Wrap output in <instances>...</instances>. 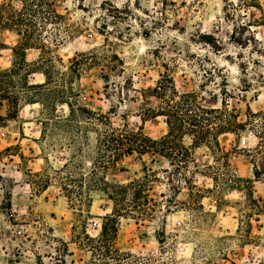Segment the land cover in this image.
<instances>
[{
  "label": "rangeland",
  "instance_id": "rangeland-1",
  "mask_svg": "<svg viewBox=\"0 0 264 264\" xmlns=\"http://www.w3.org/2000/svg\"><path fill=\"white\" fill-rule=\"evenodd\" d=\"M47 1L29 42L6 29L21 0H0V264H264V0ZM186 93L217 116L188 155L93 171L90 111L157 139L151 112ZM106 181H135L117 225Z\"/></svg>",
  "mask_w": 264,
  "mask_h": 264
},
{
  "label": "trees",
  "instance_id": "trees-1",
  "mask_svg": "<svg viewBox=\"0 0 264 264\" xmlns=\"http://www.w3.org/2000/svg\"><path fill=\"white\" fill-rule=\"evenodd\" d=\"M37 1L38 0H21L23 6L20 12L18 13L17 17L12 20L13 26L6 27V29L16 30V32L20 36H24L26 34V40L30 42V27H32L34 23V17L38 14H48L49 17L52 15H57L53 8L49 6L46 8L47 4H51L49 1L40 0L39 3H37ZM22 28H24V30ZM26 45L27 44L23 43L22 39L19 40L18 44L12 47L14 55L16 56L17 54H19V51H25L27 49ZM103 78L107 80V76L104 75ZM165 80L166 81H158L156 87L149 89V92L155 93L153 94L154 97H162L161 95L166 94L167 90H169L168 87H170L175 93L177 92L175 90L173 79L167 78V76H165ZM47 84L48 82L46 81L40 84H33V86H46ZM105 87L108 88V84H106ZM191 97H193L192 94L186 93L180 96L181 100L179 101L175 98H169L166 103V108H163L158 112H151L154 117H167L166 122L168 124V134L157 139L146 136L142 131L133 132L127 127L123 129L116 128L111 124L108 115L95 111H90V114H92V116L89 115L86 117L87 119H89V122H85L82 129L86 130L90 127L97 133L96 137L99 141V150L97 152V156L93 155V171L107 170L111 166L117 164L125 156H130L134 153L143 156L144 154L153 152L166 157L174 153L173 156H175L178 160H181L180 158L185 155L184 153L188 155L189 147H186L185 144H183V137L186 134L195 137L197 133L201 134V136L204 137L209 132L208 130L213 127L212 124L214 123V120L217 119V116H213V118H207L197 112V105L194 101L190 99ZM199 109L204 111L205 113L219 112L216 108L208 110L206 108L200 107ZM174 135L180 137L179 141H176L175 143L170 142L171 138ZM85 144L89 147V143ZM47 177V185H49V183L51 182V177ZM134 182L135 181H131L129 185L122 184L120 182H105L107 184V190L105 192L107 196L114 202L113 212L111 215L106 217L107 220H113L114 222H116L117 225L120 216L124 215L122 214L121 209L119 210L118 208L117 197H119V195L123 192H126L130 185H134ZM114 231L115 235L117 231V226ZM108 241H112V237L108 233L106 225L104 224L103 237L101 238L100 242L107 243Z\"/></svg>",
  "mask_w": 264,
  "mask_h": 264
}]
</instances>
